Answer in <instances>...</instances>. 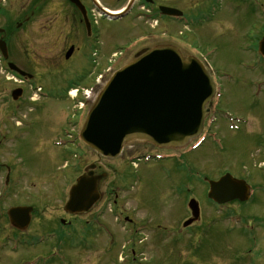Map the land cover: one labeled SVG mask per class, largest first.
I'll return each instance as SVG.
<instances>
[{"label":"rangeland","instance_id":"1","mask_svg":"<svg viewBox=\"0 0 264 264\" xmlns=\"http://www.w3.org/2000/svg\"><path fill=\"white\" fill-rule=\"evenodd\" d=\"M241 3H245L243 7ZM218 13L205 27L191 29L178 24L166 29L174 34L184 31V36L179 34L170 41L185 53L195 55L197 48L207 49L203 52L217 71L214 78L220 90L221 111L213 136L193 150L187 148L189 152L186 150L182 161L179 159L182 169L175 157L148 164L139 161L131 176L124 174L128 178L122 182L128 191L120 182L124 155L100 157L83 143L81 149L77 147L86 116H75L70 97L50 103L44 110L36 104L29 108L31 99L27 96L8 101L6 94L16 84L14 79H7L11 74L0 72V264H132L133 255L135 264H264V61L251 47L264 30V0H226ZM119 24L105 22L107 45L101 69L123 60L117 62V70L134 59V54L124 55L128 36L143 31L121 34ZM162 41L158 37L154 43ZM115 52L121 54L112 63ZM90 57L91 53H86L87 64ZM113 72L106 77L107 82ZM94 77L86 83L93 84ZM222 113L237 118L229 121ZM186 147L154 149L168 155L180 154ZM92 163L108 172L100 187L104 193L112 192L111 201L118 195L119 204L113 206L105 200L91 214L74 220L63 207L71 184ZM7 165L11 170L6 183ZM227 171L262 189L258 187L245 206L211 204L203 179H216ZM192 197L200 201L201 220L183 230L182 223L190 216L185 204ZM17 205H31L36 211L25 231L17 230L6 215ZM122 214L134 216L135 227L146 229L136 233L134 239V227L133 231L125 229ZM61 218L75 224L72 228L63 226ZM89 219L92 223L86 228ZM244 221L250 224L245 230ZM228 228L235 231L225 233ZM213 229L207 239V232ZM197 231L203 232L202 239L195 237ZM60 232L67 238L72 233L79 244H59L56 239ZM81 234L84 237L79 238ZM142 235L145 239L140 241ZM201 244L204 247L194 254Z\"/></svg>","mask_w":264,"mask_h":264},{"label":"water","instance_id":"2","mask_svg":"<svg viewBox=\"0 0 264 264\" xmlns=\"http://www.w3.org/2000/svg\"><path fill=\"white\" fill-rule=\"evenodd\" d=\"M264 55V38L260 42ZM214 82L205 66L194 57H184L172 45H160L140 54L132 63L116 72L90 111L81 137L99 154L115 157L126 141L137 139L158 146H182L199 135L209 110L206 104L215 93ZM95 165L78 177L70 190L65 210L87 212L101 198L99 181L107 174L95 175ZM209 196L218 203L249 198L242 180L226 174L210 181ZM189 203L194 218L199 204ZM33 208L9 209L10 222L25 229Z\"/></svg>","mask_w":264,"mask_h":264},{"label":"flooded vegetation","instance_id":"3","mask_svg":"<svg viewBox=\"0 0 264 264\" xmlns=\"http://www.w3.org/2000/svg\"><path fill=\"white\" fill-rule=\"evenodd\" d=\"M225 2L226 0H0V43L5 45L8 53V57L4 58L0 49V72L15 75L18 80L14 88H23V95L26 94L30 99H36L33 96L36 93L39 101H59V91L64 96L69 85H85L92 76L91 67L96 60L90 57L88 66L85 61L86 53L93 52L102 56L105 52L108 32L105 25L108 19L102 12L105 9L120 11L128 8V12L122 17L110 22H120L121 34L130 30L135 33L143 31L139 33L141 38L128 51L136 54L151 45V41L157 38V30L158 36L167 40L173 35V30L168 32L166 29L178 25L180 20L164 15L161 7L182 10L184 14L181 21L193 24L195 18H209L219 14ZM157 17L158 28H153L152 23ZM189 27L195 29L197 26ZM70 48L72 54L67 57ZM102 59L100 57L98 64L102 65ZM11 62L27 72L29 77L10 71ZM51 65L54 67L51 68ZM7 79L10 80V77ZM43 94L47 96L43 97ZM8 95H11L10 91ZM152 152L146 145L130 144L122 154L123 163L128 164L130 159L141 158Z\"/></svg>","mask_w":264,"mask_h":264},{"label":"bare ground","instance_id":"4","mask_svg":"<svg viewBox=\"0 0 264 264\" xmlns=\"http://www.w3.org/2000/svg\"><path fill=\"white\" fill-rule=\"evenodd\" d=\"M101 50H103V48H101ZM105 52H104V54L102 55V56H99L98 58H100V57H104L105 56ZM99 66V67H98ZM101 66L102 65H100V64H98L97 62H94V63H92V67H91V70L93 71V73H92V75L93 76H95V74L96 73H98V72H100V71H102L103 70V68L101 69ZM17 74H19L20 76H23L24 74L23 73H17ZM15 75H13L12 77H11V79H15ZM213 80V79H212ZM34 98H36L37 100H39V97L37 96V95H35V97ZM212 103H214V104H217L218 103V99H213L207 106H206V108H209L210 106H211V104ZM194 140H195V138L193 137V138H191L189 141H190V144H192L193 142H194ZM134 141H136V142H138L137 143V145L138 146H140V145H146L148 148H149V146H153V148L151 149V150H153V152L154 151H156V149H154V147H155V145L154 144H152V143H149V142H144V140H137V139H133V140H129V141H126L124 144H127V145H130V144H132ZM184 145H186V143L184 144ZM142 147V146H141ZM170 147H173L174 149H178V148H180V146H177V145H175V146H170ZM150 149V148H149ZM98 156V155H97ZM105 156V155H104ZM84 174H86V173H84ZM83 174V175H84ZM82 175V176H83ZM236 178V177H235Z\"/></svg>","mask_w":264,"mask_h":264}]
</instances>
